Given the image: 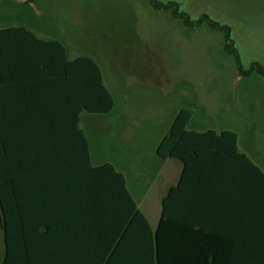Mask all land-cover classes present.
<instances>
[{
  "label": "trees",
  "instance_id": "1",
  "mask_svg": "<svg viewBox=\"0 0 264 264\" xmlns=\"http://www.w3.org/2000/svg\"><path fill=\"white\" fill-rule=\"evenodd\" d=\"M150 1L187 26L205 21L223 31L238 71L264 73L256 61L242 68L228 24ZM30 77L38 82L34 114L20 100V83ZM113 104L92 57L71 58L60 39L23 24L0 28V263L108 264L115 253L116 264H264V170L238 150L236 132L188 129L191 111H177L156 152L183 167L152 228L123 173L90 161L81 114ZM130 232H144L146 242H126Z\"/></svg>",
  "mask_w": 264,
  "mask_h": 264
},
{
  "label": "rangeland",
  "instance_id": "2",
  "mask_svg": "<svg viewBox=\"0 0 264 264\" xmlns=\"http://www.w3.org/2000/svg\"><path fill=\"white\" fill-rule=\"evenodd\" d=\"M159 1L174 2L192 20L206 13L228 24L242 68L264 65V0ZM18 23L60 39L71 57H94L116 100L126 99L120 116L87 137L94 160L120 161L135 195L159 166L153 123L164 124L181 106L192 111L191 125L236 130L264 170V73L238 71L223 31L205 21L187 26L150 0H0V26ZM148 215L154 220L158 212Z\"/></svg>",
  "mask_w": 264,
  "mask_h": 264
},
{
  "label": "crops",
  "instance_id": "3",
  "mask_svg": "<svg viewBox=\"0 0 264 264\" xmlns=\"http://www.w3.org/2000/svg\"><path fill=\"white\" fill-rule=\"evenodd\" d=\"M9 25H20V23L3 25V26H0V28L6 27V26H9ZM23 25H25V24H23ZM25 26L27 28H29L30 30H32L38 37H40L42 39H58L55 36H52L51 34L47 33V31L45 32L44 30H41V29H38V28H34V27L31 28V27H29L27 25H25ZM31 42H34V41H31ZM13 44H14V42H13ZM16 44L17 45H21L18 41H16ZM23 44H25L24 41H23ZM7 45L9 46V44H7ZM68 53H69V48H68ZM83 55H87V54H83ZM87 56H90V55H87ZM69 57H71L70 54H69ZM73 57H75V56H73ZM90 57H92V56H90ZM92 58L99 65L98 61L94 57H92ZM99 67H100V65H99ZM102 75H103V72H102ZM103 80H104V76H103ZM104 82H105V80H104ZM10 84L11 85L12 84H19V82L18 83H13V81H12V82H10ZM20 84H22V87H23L21 89V91H20V94H21L20 100H22V101L29 100L30 104H31V108L30 109H26V110L28 111V113L34 114V107H33L32 101L35 98L36 99L39 98V92L37 90L38 82H37V80H32V78L30 77L29 80H26V81H24V82H22ZM111 93H112V91H111ZM112 95H113V93H112ZM6 97H8V95L5 92V98ZM113 98H114V104H113V107H112V109L110 111L100 113V112H90V111H87V110H83V112L81 114L80 125L83 123V127H82V125H81V127L83 128V131H84V133L86 135V138H87V144H88L89 154H90V161H91L92 165H99V164H102L104 162H110V163L113 164L114 168L117 171H120V172L123 173V175L125 177V185H126V188H127L128 192L130 193V195H131L132 199L134 200L135 204L137 205V207H139L140 210L145 214L150 226L152 228H154L155 225L157 224L158 218H159L160 213H161L162 198L166 194V192L168 191L169 187L174 185V184H176L178 182V180L180 178L181 170H182V167H183V163L181 162V160H179L177 158L159 156L157 154V152H156V146L159 143V141L163 138V136L167 133V131L169 129V126H170L174 116L176 115L177 111L181 107H184V106H181L176 112H174V114L171 116L170 120H167L164 124L159 123V124L156 125V124L153 123V128H152V133H151V138L152 139H151L150 147L152 148V156H153V158L155 157L157 159L156 162H159V164H158L159 166L157 167L156 174L152 176V178L150 180V183L147 186L146 190L144 192H142V193H137V195H135V192L133 190L134 189L133 185H132V187L130 186L127 173L124 170V168H122L123 166L120 165V161H114V160H111V159H106V158H103V157L98 156V155L95 156L97 159L94 160L93 159V154H92L93 153V151H92L93 149H92V147H91V145L89 143L88 137H87L88 136V134H87L88 132L89 133L98 132V131H96V129L98 128V126L101 123H103V122H105V121H107L109 119H111V120L114 119V116H117V115L120 116L121 115V110H123L125 105H126V99L122 96L117 101L116 98L114 97V95H113ZM193 118H194V115H193V113L191 111V117H190V119H189V121L187 122V125H186V127L188 129H194V130H197V131H204V130H207V129H214L217 132H220L221 130H224V129H230V130L235 131L236 134H237V147H238V150L241 151V152H244L247 156L250 157V159L252 161H254L256 164H258V162H256L257 160L256 161L254 160L256 156H255V151L252 148V146H249V145L245 144L244 149L241 147L240 142H239V135H238L236 130H234V129L230 128V127H227V126L218 127V128H214V127L207 126V125L201 126L197 121L196 122L198 124L191 125L190 122H191V120ZM94 154H96V151H94ZM151 212H158V215H157V217L154 218V220H151V218L148 215V213H151ZM0 229H1V232H0V262H1V259H2L3 254H4V237H3V229L1 227V222H0ZM131 233L132 232L128 233V237H126L128 239H126L127 240L126 242H133L134 243V242H137V239H139L140 242H146V240H144V236H145L144 232H142V234H143L142 237L137 236L136 234L135 235L134 234L131 235ZM135 233H137V232H135ZM113 245H115L114 242H113ZM111 253H112V250H109V253L107 254L108 255L107 257L111 256ZM111 258L112 259H110V263H108V264H116L117 262H115L116 260H114L115 259V253L112 254ZM123 264H124V262H123Z\"/></svg>",
  "mask_w": 264,
  "mask_h": 264
}]
</instances>
